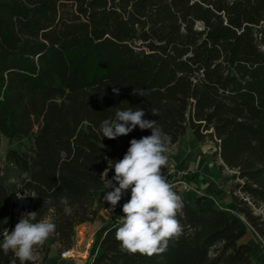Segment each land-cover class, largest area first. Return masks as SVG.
<instances>
[{"label":"trees","instance_id":"1","mask_svg":"<svg viewBox=\"0 0 264 264\" xmlns=\"http://www.w3.org/2000/svg\"><path fill=\"white\" fill-rule=\"evenodd\" d=\"M130 107L156 120L166 147L188 130L198 143L214 142L232 173L235 206L264 241V0H0V134L32 141L30 151L8 154L20 186L0 177V243L21 217L11 215L19 192L32 200L33 222L56 225L35 246L44 259L49 243L60 253L73 247L78 227L98 218L96 193L115 174L101 176L108 160L151 135L137 126L123 143L102 137L101 122ZM173 191L183 204L179 238L162 252L129 253L113 216L97 232L89 264H257L240 242L242 222L205 194L193 208ZM14 260L20 264L0 249V264Z\"/></svg>","mask_w":264,"mask_h":264},{"label":"clouds","instance_id":"2","mask_svg":"<svg viewBox=\"0 0 264 264\" xmlns=\"http://www.w3.org/2000/svg\"><path fill=\"white\" fill-rule=\"evenodd\" d=\"M113 91L119 94L118 89L114 88ZM152 114L155 115V110H152ZM144 117L145 112L141 108H117L114 119L101 122L102 137L108 139L126 136L137 126L141 130L151 129V135L130 141L123 159L108 160V166L101 176L107 178L109 170L114 169L115 174L108 179L106 186L111 190L103 196L111 210L130 190V199L122 206L123 215L115 233L121 248L129 253L152 255L164 251L171 238H179L182 234L183 228L177 214L183 204L180 196L173 191V186L162 175V168L168 163L164 154L167 152L165 134L156 120ZM60 202L65 206V213L71 214L68 198L61 197ZM36 216L37 212L22 213L14 229L3 234L0 249L5 254L12 251L20 264H35V246L42 245L56 229L55 223L48 218L33 222Z\"/></svg>","mask_w":264,"mask_h":264},{"label":"crops","instance_id":"3","mask_svg":"<svg viewBox=\"0 0 264 264\" xmlns=\"http://www.w3.org/2000/svg\"><path fill=\"white\" fill-rule=\"evenodd\" d=\"M200 144L201 143H198L195 140L193 132L191 130H188L185 137H183L177 144L172 145V147L177 148L181 146V151H179L176 155L170 157V147L168 146L167 152H165V155L170 158L169 162L171 165H175L177 167L185 166V168L190 169L195 174V183L193 184L194 190L192 189L193 191H189L183 196L193 208H196L197 197L205 194L208 196L207 203L209 205L227 211L232 219L238 222H242V232H244V235L241 238L240 242L243 244H248L253 248V260L257 264H264V241L248 224L245 217L239 213L237 207L235 206L233 199L230 195V186L232 183L231 175H223L219 168L213 166L212 162L210 165L207 164L206 159L208 160L209 157L205 156L206 159L204 160L199 153L195 152L196 149L199 150L201 146ZM185 148H189L193 150V152H195L193 153V156L187 160H185L181 156V152L185 150ZM215 168H217L219 172L216 171L217 169ZM106 216L100 214L96 222L94 224H90V227L95 228L98 232L101 228L109 225L110 216ZM87 227L88 224H84L78 229L80 230L82 228ZM48 247L49 254L47 260H45V264H53L55 262H58L59 264L73 263L72 261L60 260V255L57 252L55 244L50 243ZM52 250L55 252V255L51 257L50 255L52 253Z\"/></svg>","mask_w":264,"mask_h":264},{"label":"rangeland","instance_id":"4","mask_svg":"<svg viewBox=\"0 0 264 264\" xmlns=\"http://www.w3.org/2000/svg\"><path fill=\"white\" fill-rule=\"evenodd\" d=\"M124 139H125V136H120L119 142L123 143ZM186 143H188V142H186ZM200 145L201 146H200L199 150L196 149L195 152L199 153L204 160L206 159L205 156H208L209 157L208 160L206 159L207 164L210 165L212 162L213 166H216L217 168H219V170L221 171V173L223 175H225V176L231 175V177H232V174L230 173L231 171H229L227 169H225V170L222 169L221 168L222 162H221L220 158H218L214 155V153L217 150L215 143L208 140L204 143H201ZM31 147H32V141L31 140H23L20 142H15V141H10L4 135L0 134V177L3 179L5 184L8 185L9 187H11L12 189H15V188L20 186L19 183H20V179H21V174L15 168V166L12 163H10V161L8 160V154L13 150H16L18 152H28L31 150ZM169 147H170V151H169L170 157H172L173 155H176L179 151H181V146L177 148V147H172V145H171ZM195 152H193V150H191L189 148H185V150H183L181 152V156L185 160H187L190 157H192L193 153H195ZM167 159H168L167 165L162 168V175H164V176L167 173H169L170 171H174V170H179V169L180 170H182V169L183 170H190L188 168H185V166L177 167L175 165H171L169 162L170 158L167 157ZM217 168H215V169H217ZM219 170L217 169L216 171L219 172ZM192 174L195 177V174L193 172H192ZM176 181H177V179L174 181V183ZM174 183L172 184L173 189H178V191L182 195H185V194H187V192L194 190V187H193V190L192 189H186L185 185L180 184V183L174 185ZM110 190L111 189H107V187H106V189H104L103 191L96 193V198H97L96 207L99 211L98 216L100 214H102L104 216L107 215V214L105 215V213H103V209L105 207L109 206V204L107 202H104L103 196H104L106 191H110ZM19 194H20V196H24V195H22V193L17 192L14 195L13 200H12V204H11V215H12L13 219H15V215H17L16 214L17 210H18V212H20V211L24 212L25 211V208L20 205L21 200L19 199V197H20V196H18ZM124 196L130 197V190H128V193L126 192V194ZM24 198H25L24 200L27 202V204L31 200L27 196H24ZM122 214L123 213H119L118 215H116V217L120 218V220H121ZM112 218H113V216L109 217V219H112ZM92 224H94V223H92ZM116 226L119 227L120 222ZM11 230H13V226H11L10 222H9L6 232L11 231ZM77 234L79 236V243L74 246L76 249V257L74 260H69V261L73 262L71 264H89V262H90V251H91L93 243L95 241L97 231L95 228L90 227V224H88L87 228H82L80 230L77 229ZM55 246H56L58 254L60 255L61 247L58 244H55ZM54 255H55V252L52 250V253L50 256L52 257ZM53 264H59V263L55 262Z\"/></svg>","mask_w":264,"mask_h":264},{"label":"built area","instance_id":"5","mask_svg":"<svg viewBox=\"0 0 264 264\" xmlns=\"http://www.w3.org/2000/svg\"><path fill=\"white\" fill-rule=\"evenodd\" d=\"M166 175H173L174 177H175V179H177V182L176 183H174V185H176V184H183V185H185V187H186V189H193V184H189V183H186V182H182V181H179V180H181V179H184V178H186V177H188V176H190V175H192V171H190V170H174V171H170L169 173H167ZM165 175V176H166ZM22 195H24V194H22ZM25 196V195H24ZM24 196H20L19 197V199L21 200V203H20V205L22 206V207H24L25 208V211L23 212V211H20V212H18V210L16 211V214L17 215H15V220H18V218H19V216L22 214V213H26V212H30L31 211V209H32V200H30L29 202H28V204H27V202L24 200L25 198H24ZM21 197H23V198H21ZM34 199V198H33ZM130 199V197H126V196H123V198L119 201V203L117 204V206L115 207V209L114 210H111L110 209V205L109 206H107V207H105L104 209H103V213H105V214H107V215H109V216H116V215H118L119 213H123L122 212V206H123V204L124 203H126L128 200ZM22 202H23V204H22ZM123 215V214H122ZM116 225H118V223L116 224ZM79 243V236H78V234L76 235V238H75V241H74V245H73V247L72 248H70V249H63V251L60 253V260L61 261H69V260H74L75 259V257H76V249H75V245H77ZM34 252H35V254H36V256H37V259H36V261H35V264H45V259H44V257H45V254H44V252L39 248V247H35L34 248Z\"/></svg>","mask_w":264,"mask_h":264},{"label":"bare ground","instance_id":"6","mask_svg":"<svg viewBox=\"0 0 264 264\" xmlns=\"http://www.w3.org/2000/svg\"><path fill=\"white\" fill-rule=\"evenodd\" d=\"M22 204H23V202H22Z\"/></svg>","mask_w":264,"mask_h":264}]
</instances>
